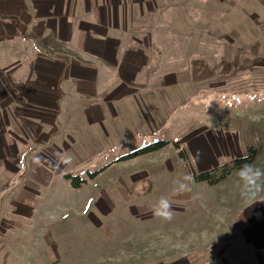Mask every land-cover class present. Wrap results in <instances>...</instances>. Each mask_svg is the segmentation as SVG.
Here are the masks:
<instances>
[{
    "label": "rangeland",
    "instance_id": "1",
    "mask_svg": "<svg viewBox=\"0 0 264 264\" xmlns=\"http://www.w3.org/2000/svg\"><path fill=\"white\" fill-rule=\"evenodd\" d=\"M114 3L123 60L108 64L106 85L61 77L57 108L7 110L0 197L12 208L0 220V264L6 252L9 264L240 260L241 232L262 216L264 192L246 202L238 170L174 189L186 173L219 171L250 147L264 170V0ZM158 141L168 144L121 160ZM66 176L84 182L72 188ZM162 196L170 221L154 214Z\"/></svg>",
    "mask_w": 264,
    "mask_h": 264
},
{
    "label": "crops",
    "instance_id": "2",
    "mask_svg": "<svg viewBox=\"0 0 264 264\" xmlns=\"http://www.w3.org/2000/svg\"><path fill=\"white\" fill-rule=\"evenodd\" d=\"M117 8L114 0H0V159L6 157L7 110L57 108L53 97L61 77L91 90L106 85L108 64L123 60ZM11 208L12 200L0 197V220ZM245 226L244 257L230 256L229 264H264V212ZM7 255L2 264H9Z\"/></svg>",
    "mask_w": 264,
    "mask_h": 264
},
{
    "label": "clouds",
    "instance_id": "3",
    "mask_svg": "<svg viewBox=\"0 0 264 264\" xmlns=\"http://www.w3.org/2000/svg\"><path fill=\"white\" fill-rule=\"evenodd\" d=\"M201 157L202 153L197 150L192 154V162L198 165ZM237 175L239 178L240 194L246 202L251 203L261 192H264V170L254 167L252 164L245 163L239 168ZM194 183V176L191 173H186L176 181L174 191L177 194L190 191L191 185ZM154 214L166 221L173 219L175 213L172 208V203L167 196L159 198L154 207Z\"/></svg>",
    "mask_w": 264,
    "mask_h": 264
},
{
    "label": "trees",
    "instance_id": "4",
    "mask_svg": "<svg viewBox=\"0 0 264 264\" xmlns=\"http://www.w3.org/2000/svg\"><path fill=\"white\" fill-rule=\"evenodd\" d=\"M167 144L168 143L165 141L155 142L153 144H150L148 146H145V147L135 151L134 153H132L128 157L123 158L121 160L132 159L135 157H139V156H143V155H147V154L156 152V151L162 149L163 147H165ZM175 148H177V147L175 146ZM258 152L259 151L257 149L250 147L247 149L246 156L234 159L229 165L225 164V165L221 166L219 171L216 169H211L209 171L195 175L194 176L195 182H198V183L204 182L210 186L215 185V184L221 182L222 180H224L230 174L231 171L239 170V168L245 163L251 164L254 161V159L256 158ZM178 156L182 161H184V157H183V154L181 152L178 153ZM245 157H246V159H245ZM95 175L96 174H91L90 177H93ZM65 180L71 181L72 188H79V186L82 185L84 182V181H81L79 178H76V177L71 178L69 176H66Z\"/></svg>",
    "mask_w": 264,
    "mask_h": 264
}]
</instances>
